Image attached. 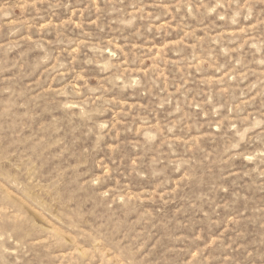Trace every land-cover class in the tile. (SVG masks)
Returning a JSON list of instances; mask_svg holds the SVG:
<instances>
[{"label":"rangeland","instance_id":"obj_1","mask_svg":"<svg viewBox=\"0 0 264 264\" xmlns=\"http://www.w3.org/2000/svg\"><path fill=\"white\" fill-rule=\"evenodd\" d=\"M0 264H264V0H0Z\"/></svg>","mask_w":264,"mask_h":264}]
</instances>
